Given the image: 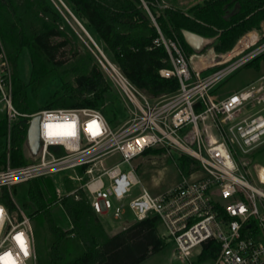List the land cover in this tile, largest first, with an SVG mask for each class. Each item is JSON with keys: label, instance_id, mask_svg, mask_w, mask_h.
<instances>
[{"label": "built area", "instance_id": "obj_1", "mask_svg": "<svg viewBox=\"0 0 264 264\" xmlns=\"http://www.w3.org/2000/svg\"><path fill=\"white\" fill-rule=\"evenodd\" d=\"M157 32L153 44L163 46L170 65L158 74L176 78L178 88L156 99L135 87L88 38L125 103L127 117L117 128L93 108L20 113L12 103V69L0 42V120L6 123L0 190L8 191L15 206L9 211L0 203V264H36L31 221L13 199L11 188L65 172L80 186L77 189L97 216L109 214L120 220L129 211L133 221L157 217L160 237L179 261H189L193 253L197 257L204 243L214 241L219 250L212 264H264V183L258 176L260 168L252 178L244 160L264 143V73L223 99L211 95L221 80L251 61L264 45L239 58L256 42L236 56L219 55L220 62L201 67L194 64L196 60L208 62L215 56L187 57L176 38ZM216 67L220 68L203 75ZM35 116L39 117L38 149L32 156L25 137L22 148L27 162L11 166L10 130L21 120L28 129ZM150 148L186 156L195 164L173 187L157 195L141 187L131 197V188L140 182L134 167L122 171L121 165ZM115 154L120 160L106 166V159Z\"/></svg>", "mask_w": 264, "mask_h": 264}, {"label": "trees", "instance_id": "obj_2", "mask_svg": "<svg viewBox=\"0 0 264 264\" xmlns=\"http://www.w3.org/2000/svg\"><path fill=\"white\" fill-rule=\"evenodd\" d=\"M53 1L57 4V0ZM60 1L88 35L101 45L102 52L108 53L121 73L150 99L178 88L176 78H163L158 74L160 69L170 68V65L163 46L153 44L158 38L157 29L165 38H176L189 57L201 55L210 48L219 54L227 53L239 38L248 32L259 31L264 22V0H202L187 12L161 7L160 0ZM55 4L50 0H0V42L12 69L13 106L23 114L39 111L35 102L41 89L51 79H62L71 73L72 83H65L71 94L57 97L41 109L100 110L101 96L108 92L109 86L96 65L89 69L65 67L66 61L59 51L69 40L59 29L64 20ZM182 31L201 37L202 47L197 50L187 45ZM55 38L63 40L54 42ZM22 49L28 51L30 59L27 85L18 79L16 72V60ZM260 65L264 66V52L244 66L259 70ZM26 87L31 91L33 105L28 102ZM26 132L25 120L17 122L10 130L11 166L27 162L22 148ZM5 133L6 123L0 120V169L6 162ZM160 153L163 149L150 148L142 155ZM177 163L181 175H188L191 164H195L186 156L177 157ZM62 182L66 194L61 197L56 196L49 177L24 183L27 203L21 209L33 222L46 251L45 257L36 256V264H140L166 247L167 242L157 232V217L135 221L120 232L107 235L85 194L77 189V183L67 176ZM0 203L9 211L15 207L5 188L0 190ZM54 207L61 210L69 225L67 229L56 223ZM45 235L49 236L47 244ZM35 249L36 253L37 246ZM218 250L216 242L204 243L191 264L210 262Z\"/></svg>", "mask_w": 264, "mask_h": 264}, {"label": "rangeland", "instance_id": "obj_3", "mask_svg": "<svg viewBox=\"0 0 264 264\" xmlns=\"http://www.w3.org/2000/svg\"><path fill=\"white\" fill-rule=\"evenodd\" d=\"M51 3L55 2L50 0ZM195 0H192V3ZM58 4V6H57ZM56 7L60 10L63 17V24L59 27L60 30L65 32L69 43L66 44L63 48L60 49L59 54L62 55L63 60L66 61L65 67L67 69L77 68V69H89L92 65L98 66L99 70L102 72L105 81L109 86L108 92L101 96V107L100 111L104 114L106 120L110 122V125L114 128L119 127L127 117V111L125 107L124 100L121 94L117 91V89L113 86L109 78V73L107 68H105L101 63L102 59L97 51L96 47L92 44V42L88 39V37L84 34L81 28L77 25L75 20L68 15L67 11L62 7L59 0H57ZM66 12V13H65ZM257 43L253 48L250 47L241 57L248 56L252 51L262 48L264 45V23L261 25V29L256 32ZM253 38V36H252ZM92 41L97 45V47L102 51L101 45L92 38ZM63 38H55L54 42L62 41ZM264 49L258 52L255 58L262 54ZM228 53V52H227ZM232 54V51L229 52ZM108 61L113 63L108 53H103ZM236 53H234L235 55ZM201 55L203 56H215L211 59L208 58V62L206 60H196L194 64H197L201 67L207 65L209 62H220L222 59L219 58V55H224L226 57V53L219 54L213 51L212 48L205 50ZM220 67H216L211 69L203 75H207L212 73L213 71L218 70ZM252 68H248L246 66H241L232 72L225 79L221 80L212 90L211 95L216 100L231 95L235 92H238L245 88V83L250 81L256 77L255 73H253ZM16 72L18 79L24 84L27 85L30 79V59L29 54L26 49H22L18 54L16 60ZM73 76L71 73H67L62 79L53 78L51 79L45 87L41 89L38 93V98L35 102V107L41 109L43 106L51 102L57 97L60 96H69L71 93L68 91L65 83H72ZM251 81V82H252ZM245 85V86H244ZM28 102L30 105L34 104L31 91L29 87H26ZM119 155L115 154L110 158L106 159L105 165L109 166L119 161ZM248 161L247 170L251 174V177L254 178L256 172L259 168L264 166V143L255 149L248 159H244ZM131 167L135 168V171L138 176V180L140 184L131 188V197H134L138 194L141 187H144L151 193L152 195H157L170 187H173L181 178V173L179 171V166L177 163V156L174 154L160 153V154H148L141 155L130 162V164H122V171L130 170ZM68 172L56 174L51 177L53 185L55 186L56 196L65 194L66 190L64 189L62 178L66 177ZM104 184L107 185L106 179H103ZM77 187L80 186L77 184ZM14 192L12 193V191ZM11 195L17 205L21 207L23 204L27 203V195H26V185L21 184L11 188ZM128 199H125L123 203L125 204ZM22 208V207H21ZM23 210V209H22ZM33 210V209H32ZM53 215L56 223L62 227L63 229H67L69 225H67L66 220L64 219L61 210L58 207H54ZM103 216V215H102ZM99 216V217H102ZM31 221V220H30ZM104 225L108 227V229L113 226L120 227L122 224L124 225V229L130 226L133 221L132 215L129 211H125V215L120 220H114L108 214L106 218L103 220ZM101 223V222H100ZM130 223V224H129ZM35 247L37 246V254L36 256L45 257L46 251L45 246L41 243V238L38 236V231L34 228L33 222L31 221ZM102 225V224H101ZM123 230V229H121ZM121 230H118L119 232ZM158 235L162 233V229L158 227ZM46 244L47 240H49V236L45 235ZM41 243V244H40ZM36 251V249H35ZM196 256L193 253L190 257L189 261H179L173 256L172 246L167 243L166 247L159 253L150 256L140 264H191L195 262ZM27 264H31L30 262ZM205 264H212L211 262H207Z\"/></svg>", "mask_w": 264, "mask_h": 264}, {"label": "crops", "instance_id": "obj_4", "mask_svg": "<svg viewBox=\"0 0 264 264\" xmlns=\"http://www.w3.org/2000/svg\"><path fill=\"white\" fill-rule=\"evenodd\" d=\"M202 2V0H195L193 3H192V0H160V3H161V7H164V8H173V9H178V10H181L182 12H187L189 9L192 8V6L196 5V4H200ZM264 23V22H263ZM262 25V24H261ZM256 32L258 31H251V32H248L246 33L245 35H243L241 38H239V40L237 41V43L235 44V46L232 48V50L236 47H240V50H238L236 53L238 52H241L243 50H245L247 47L253 45L254 43L257 42V36H256ZM248 34H251L253 36V39L250 40L247 38V35ZM241 42V43H240ZM248 45V46H247ZM246 46V47H245ZM231 50V51H232ZM230 52V51H229ZM253 73H255V78L253 79V81L255 79H257L262 73H264V66L263 65H260L259 67V70H252ZM252 81V79L250 81H248L247 83H245V85L249 84L250 82ZM244 85V86H245ZM229 96V95H228ZM227 97V96H226ZM225 98V97H223ZM223 98H220V99H223ZM107 215H103L102 217H99L98 216V219L99 221L101 222L102 224V227L104 228L105 232L107 235L111 236V235H114L116 233H118L119 231L118 230H121V229H124V225L122 224V226L120 227H116V226H113L112 228L108 229V227H106L103 223H104V219L106 218ZM113 219V218H112ZM130 224V223H129Z\"/></svg>", "mask_w": 264, "mask_h": 264}, {"label": "water", "instance_id": "obj_5", "mask_svg": "<svg viewBox=\"0 0 264 264\" xmlns=\"http://www.w3.org/2000/svg\"><path fill=\"white\" fill-rule=\"evenodd\" d=\"M71 17L75 20L77 25L81 28V30L86 34L88 38V33L85 31V29L82 27V25L74 18V16L70 13ZM182 35L184 38V41L187 45L191 46L194 49H200L204 43L203 39L199 37L198 35L188 32V31H182ZM38 121L39 117L35 116L30 120V124L27 129V135H26V147L28 148L29 152L32 156L35 155L38 146H39V140H38Z\"/></svg>", "mask_w": 264, "mask_h": 264}, {"label": "bare ground", "instance_id": "obj_6", "mask_svg": "<svg viewBox=\"0 0 264 264\" xmlns=\"http://www.w3.org/2000/svg\"><path fill=\"white\" fill-rule=\"evenodd\" d=\"M247 38L248 39H250V40H252L253 38H252V35L251 34H248L247 35ZM241 43V42H240ZM248 46V45H247ZM246 47V46H245ZM239 48V49H238ZM240 50V47L238 46V47H236V48H234L233 50H232V54H230L229 52L226 54V58H230V57H232V56H236V55H238V54H240V53H242L243 51H241V52H238V53H236L238 50ZM234 53H236L235 55H234ZM107 59V58H106ZM110 68V67H109ZM258 176H259V178H260V181L262 182V183H264V166H262L261 168H260V170H259V172H258Z\"/></svg>", "mask_w": 264, "mask_h": 264}]
</instances>
